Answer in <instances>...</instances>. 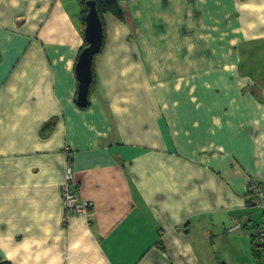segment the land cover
Returning a JSON list of instances; mask_svg holds the SVG:
<instances>
[{
	"label": "crops",
	"instance_id": "0c3cea01",
	"mask_svg": "<svg viewBox=\"0 0 264 264\" xmlns=\"http://www.w3.org/2000/svg\"><path fill=\"white\" fill-rule=\"evenodd\" d=\"M119 2L81 108L79 0H0V264H264V0Z\"/></svg>",
	"mask_w": 264,
	"mask_h": 264
},
{
	"label": "water",
	"instance_id": "95a60500",
	"mask_svg": "<svg viewBox=\"0 0 264 264\" xmlns=\"http://www.w3.org/2000/svg\"><path fill=\"white\" fill-rule=\"evenodd\" d=\"M88 12L85 18L84 37L87 46L82 50L76 64L78 80L77 104L85 108L89 104V96L93 81V63L95 57L101 52L104 43V27L96 9L94 1H89Z\"/></svg>",
	"mask_w": 264,
	"mask_h": 264
},
{
	"label": "built area",
	"instance_id": "2783aa9c",
	"mask_svg": "<svg viewBox=\"0 0 264 264\" xmlns=\"http://www.w3.org/2000/svg\"><path fill=\"white\" fill-rule=\"evenodd\" d=\"M66 153H68V151H66ZM262 186L263 185L254 180L248 182V205L264 209V189ZM61 196L64 221H67L73 215L85 217L88 214L90 203L77 193L74 175L70 169H67L65 174ZM257 236L258 241L264 248V226L258 230Z\"/></svg>",
	"mask_w": 264,
	"mask_h": 264
},
{
	"label": "trees",
	"instance_id": "16d2710c",
	"mask_svg": "<svg viewBox=\"0 0 264 264\" xmlns=\"http://www.w3.org/2000/svg\"><path fill=\"white\" fill-rule=\"evenodd\" d=\"M89 1H94L95 2L96 9L98 11V14H99L100 18L102 19L103 24H104L103 17L106 14H111L114 17L118 18L119 20H123L124 19L123 18V11L121 9L119 0H79V4H80V6L82 8V14H81L82 31H84L85 25H86L85 18H86V14L88 12L87 3ZM103 26L105 28V25H103ZM105 36H106V34H105V29H104V43H105ZM104 43H103V46H104ZM84 46L85 47L87 46L86 42H85ZM103 46H102V48H103ZM52 126H53L52 123L46 124L43 127V129H42V134L46 136L51 131ZM262 187L264 189V185ZM262 210L264 211V209H262ZM262 227H260V229ZM257 232H258V230H256L255 235L253 237L252 252H253L254 256L259 257L261 255L262 250L264 251V248L262 247V245L258 241Z\"/></svg>",
	"mask_w": 264,
	"mask_h": 264
},
{
	"label": "rangeland",
	"instance_id": "374dc122",
	"mask_svg": "<svg viewBox=\"0 0 264 264\" xmlns=\"http://www.w3.org/2000/svg\"><path fill=\"white\" fill-rule=\"evenodd\" d=\"M111 32V29H109V33Z\"/></svg>",
	"mask_w": 264,
	"mask_h": 264
}]
</instances>
